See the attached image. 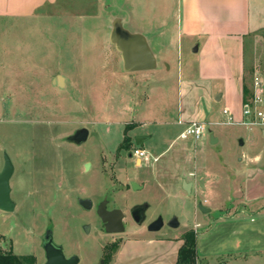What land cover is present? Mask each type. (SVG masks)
I'll use <instances>...</instances> for the list:
<instances>
[{"label":"rangeland","instance_id":"374dc122","mask_svg":"<svg viewBox=\"0 0 264 264\" xmlns=\"http://www.w3.org/2000/svg\"><path fill=\"white\" fill-rule=\"evenodd\" d=\"M98 1L61 0L54 21L0 20V171L7 154L15 167L10 183L16 205L14 212L1 213L0 252L33 255L37 264H45L43 240L51 230L55 243L67 257L78 256L79 264H171L173 260L176 264V245L162 243L184 244L189 231L198 238L202 222L210 225L220 218L216 212L205 216L196 206L216 204L209 201V192L204 188L190 195L179 177L194 179L189 177L192 172L197 179L218 181L220 173L236 172L225 162L241 167L243 157L260 153L264 158V125L229 124L219 115V121L225 122L210 127L211 132L196 141L180 138L183 129L171 125L124 124L120 103L113 105L116 113L109 114L106 91L99 83L110 78L100 69L103 49L94 58L89 54L99 36L92 31L100 29L89 25L90 16L104 15L102 5H106ZM113 1L108 13L115 15ZM246 61V83L254 92L257 80L264 85V30L247 43ZM58 75L68 79L64 87L58 85ZM83 128L89 131L85 142L68 140ZM211 134L219 137L215 145ZM138 135L150 137L142 147L149 161L132 158L130 151L120 152L127 136L135 142ZM81 199H91L93 208L84 209ZM103 201H108L109 210L124 211V233L106 232L97 214ZM217 203L226 215L241 212L244 220L259 218L258 210L264 207V200H250L244 215L243 201L221 198ZM137 205L148 206L142 225L131 216ZM160 218L165 225L161 231H149ZM174 219L178 228L169 226ZM232 258L217 256L210 262L227 264ZM245 258L231 264H264L262 259ZM202 262L205 259L199 257L198 264Z\"/></svg>","mask_w":264,"mask_h":264},{"label":"crops","instance_id":"0c3cea01","mask_svg":"<svg viewBox=\"0 0 264 264\" xmlns=\"http://www.w3.org/2000/svg\"><path fill=\"white\" fill-rule=\"evenodd\" d=\"M108 1L112 3V0ZM113 2L117 10L115 15L108 13L112 6L99 0L98 3L106 4L102 5L104 15L89 19V25L100 26L98 31H92L98 32L99 36L89 54L94 58L98 50L103 49L105 59L100 69L108 71L110 78L105 77L99 83L106 91L105 105L109 106V114L116 113L113 105L120 103L126 116L124 124L133 122L138 127L152 123L171 125L183 129L180 138L193 122L206 123L211 132L210 127L225 122L219 121V115L227 121L226 109L237 121L235 124H243L247 43L264 30V0ZM59 4L61 0H0V20L23 19L30 24L36 19L54 21ZM117 19L121 30L145 38L156 63L154 69L125 70L122 52L112 42ZM122 40L126 43L135 41ZM95 67L98 68L96 64ZM63 78L66 85L68 79ZM261 132L264 136V129ZM210 139L214 145L219 142L215 134H211ZM241 146H245V142ZM129 153L131 155V150ZM244 159L241 167L225 162L224 166L235 167L236 172L233 175L220 173L222 179L218 181L197 179V173L192 172L189 177L194 179L185 180L184 174L179 177L180 186L184 182L192 184L190 195L194 191L197 195L205 188L212 196L209 201L216 203L214 206L203 205L210 209L205 216L216 212L215 217H220L213 224L204 221L200 226L198 254L205 259V264L214 262L210 260L212 257L234 255L227 262L231 264L234 259L245 258L243 255L247 252L251 256L246 260L250 257L264 260V207L258 210L259 218L244 220L241 212L226 215L229 213H223V205L217 203L221 198L230 203L243 201L242 212L246 215L250 200H264V158L259 153L253 158L243 157L239 162ZM162 244L176 245L173 255L177 261L183 243L164 241ZM174 263L173 260L171 264Z\"/></svg>","mask_w":264,"mask_h":264},{"label":"water","instance_id":"95a60500","mask_svg":"<svg viewBox=\"0 0 264 264\" xmlns=\"http://www.w3.org/2000/svg\"><path fill=\"white\" fill-rule=\"evenodd\" d=\"M122 38H129L135 40L131 42H124ZM112 42L116 44L118 49L122 52L125 70L126 71H144L152 70L156 67L155 60L152 56L151 50L141 35H131L125 30H121L120 20L117 19L112 33ZM136 43V44H135ZM58 85L64 87L65 81L62 76L58 78ZM89 131L85 128L78 130L73 136L69 137V141L81 144L87 140ZM150 137L137 136L135 143L138 147H143L145 142ZM132 156V155H130ZM90 168V164H87ZM15 167L11 158L5 155V165L0 171V216L2 212L12 213L16 209V205L12 200L11 193V179L14 175ZM137 189L139 186L133 184ZM184 189L191 194L192 184L184 182ZM80 204L84 209L91 210L93 208V201L91 199H81ZM199 209L204 213L210 212V209L205 208L202 203L198 205ZM147 205H137L131 210L133 219L138 225H142L146 220ZM97 213L104 224L105 230L108 234H121L126 231L125 228V213L120 209H108V201L102 202L97 207ZM172 228L180 226L177 219H174L170 224ZM164 227L162 218L153 223L149 227L151 232H159ZM90 231V227H87ZM43 249L45 251L46 263L45 264H79L80 258L78 256L67 257L64 253L63 247L55 243L53 233L51 230L47 231L43 240Z\"/></svg>","mask_w":264,"mask_h":264},{"label":"built area","instance_id":"2783aa9c","mask_svg":"<svg viewBox=\"0 0 264 264\" xmlns=\"http://www.w3.org/2000/svg\"><path fill=\"white\" fill-rule=\"evenodd\" d=\"M224 114L227 116V123H237L229 110H224ZM243 117V124L264 125V85L260 80L255 82V91L253 92L252 98H250L249 101L244 104ZM207 132L208 126L206 123L193 122L186 127L185 131L182 133V138H193L198 141L202 139ZM131 155L138 161L150 160L149 154L142 147L136 146L131 150Z\"/></svg>","mask_w":264,"mask_h":264},{"label":"trees","instance_id":"16d2710c","mask_svg":"<svg viewBox=\"0 0 264 264\" xmlns=\"http://www.w3.org/2000/svg\"><path fill=\"white\" fill-rule=\"evenodd\" d=\"M253 93L252 90L248 87L245 83L244 86V104H246L250 98H252ZM137 146L134 140L127 136L125 138V142L120 147V152L123 151H130L132 150L133 146ZM184 244L180 248L178 253V260L176 264H198L199 262V254H198V246H197V235L194 231H189L185 234ZM114 249L110 248L108 250V255H112V251ZM112 250V251H111ZM0 264H37V258L33 255L28 256H20L13 253L12 250L10 251H1L0 252Z\"/></svg>","mask_w":264,"mask_h":264},{"label":"flooded vegetation","instance_id":"af4514ba","mask_svg":"<svg viewBox=\"0 0 264 264\" xmlns=\"http://www.w3.org/2000/svg\"><path fill=\"white\" fill-rule=\"evenodd\" d=\"M133 147H135V145H134ZM103 202H104V201H103ZM100 204H101V203H100ZM100 204H99V205H100ZM99 205H98V206H99ZM98 206H97V207H98ZM97 214H98V213H97ZM131 216H132V214H131ZM144 222H145V221H144ZM124 223H125V222H124ZM164 226H165V225H164Z\"/></svg>","mask_w":264,"mask_h":264}]
</instances>
